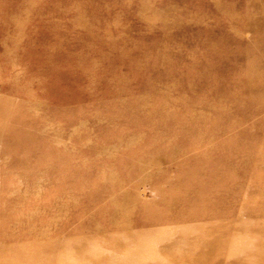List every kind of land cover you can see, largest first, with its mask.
I'll return each instance as SVG.
<instances>
[{"label":"rangeland","instance_id":"374dc122","mask_svg":"<svg viewBox=\"0 0 264 264\" xmlns=\"http://www.w3.org/2000/svg\"><path fill=\"white\" fill-rule=\"evenodd\" d=\"M248 3L0 0V264H79L69 256L77 244L101 240L94 231L113 216L142 228L134 220L148 222L145 208L165 207L171 192L193 204L190 215L209 214L208 226L213 215L234 222L245 197L264 205L256 184L233 192L223 180V191L213 172L201 184L180 166L194 144L211 169L259 163L242 153L264 146V129L245 130L261 119L263 98L233 97L250 32L229 19ZM232 25L241 40L225 38Z\"/></svg>","mask_w":264,"mask_h":264},{"label":"bare ground","instance_id":"6f19581e","mask_svg":"<svg viewBox=\"0 0 264 264\" xmlns=\"http://www.w3.org/2000/svg\"><path fill=\"white\" fill-rule=\"evenodd\" d=\"M251 1L253 3H248L244 14L234 13L229 19L232 23L238 24L237 19L240 18L239 20L243 23L244 30L250 32L249 42L240 41L241 45L245 44L243 51L247 59V70H244L243 74L235 80L242 87L235 89L233 97L236 100H240L241 97L261 96L263 98L261 107L254 105L255 109L261 111L264 109V0ZM256 6L260 9V15L252 13V11L255 12ZM232 27L234 26H230L233 31L232 35L225 38H229L232 42L241 40L242 30H236V28ZM217 31L215 30V33ZM215 48L218 51L226 50L223 45L218 43L215 44ZM155 109L156 112L160 111L163 114L167 112L161 105L155 107ZM234 111L241 117L246 115L240 109H234ZM222 112L226 114L227 109H223ZM261 113V119L255 120L254 124H246L245 130L248 128L249 131L250 127L256 130L260 127L264 129V112L261 111ZM238 124V129L245 127V122L240 121ZM241 134H244L243 130ZM238 139H241V137L235 136L229 140L235 141ZM54 141L55 138H45L43 145L38 146L37 154L40 155L41 149L39 148L41 147L50 150ZM236 144L240 146V142ZM187 149L189 151L194 149L193 157L187 158L185 154L180 166L188 171V175L196 183L201 182V184H204L207 181L205 175L213 172L219 187L225 188L223 180H227L229 183L227 186L231 185L230 191L238 192V188L242 187L246 180L247 185L256 184L259 189L258 192L264 195V154L260 150L264 149V146H259L254 150V153L245 148L242 153H245V159H249L248 157L259 159V163H252V167L246 165L248 162L240 165H228V160L223 164L211 165L213 169L210 168L209 161H203V155L200 153L203 151L198 145L187 146ZM197 153H200V157L202 156L199 160L194 158ZM42 156L43 154L41 153ZM229 157L233 158L232 156ZM185 158L189 159V161L185 162ZM222 158L228 159L224 154ZM38 159L40 161L42 158ZM104 188L105 191L110 189V187L105 186ZM223 191H227L226 188ZM119 192L115 193L119 194ZM198 195L200 196L199 198L193 196V198H196L194 199L196 201L195 205L199 204L200 200L204 202V191ZM169 198L173 201H169L167 205L166 203L163 204L166 205L165 207L149 204L152 209L149 207L145 208L144 211L150 215L149 221L146 222L143 219V215H141V218L139 217L140 219L134 220L138 228L142 227L138 230L124 228L128 226L127 222L120 224L113 216L112 219L108 220V222H111L109 225L94 231L102 236L101 240L95 241L97 243L93 246H89L87 243L86 245L84 243L77 244L73 252L69 253V256L72 259L79 257L83 259V262L79 264H264L263 203L245 197L235 203L240 208L234 222L220 223L215 220L218 215L211 214L214 216V223L210 224L212 227L209 228L210 225L208 226V223L201 222V218H205L209 214L205 213L204 217L201 214L190 215L196 210L190 208L193 204L188 202L186 204H177L176 201L179 198L176 199V194L173 192H171ZM111 207L113 206L111 205L109 208ZM129 210L127 208L126 211ZM251 214H253L252 218H250ZM29 216L32 215L29 214ZM27 225V227L31 228L30 225L32 224Z\"/></svg>","mask_w":264,"mask_h":264}]
</instances>
